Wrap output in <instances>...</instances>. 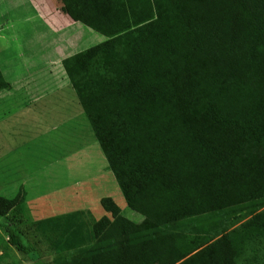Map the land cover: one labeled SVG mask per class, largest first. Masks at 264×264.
<instances>
[{
    "label": "trees",
    "instance_id": "1",
    "mask_svg": "<svg viewBox=\"0 0 264 264\" xmlns=\"http://www.w3.org/2000/svg\"><path fill=\"white\" fill-rule=\"evenodd\" d=\"M62 3L105 38L63 67L141 217L102 199L96 243L76 264H261L264 210L241 224L221 216L264 204V0ZM21 202L0 197V220L10 246L38 264L8 223Z\"/></svg>",
    "mask_w": 264,
    "mask_h": 264
},
{
    "label": "rangeland",
    "instance_id": "2",
    "mask_svg": "<svg viewBox=\"0 0 264 264\" xmlns=\"http://www.w3.org/2000/svg\"><path fill=\"white\" fill-rule=\"evenodd\" d=\"M26 3L22 2L21 7ZM26 15L33 16L29 7L20 11L16 8V0H0V63L6 68L2 70L7 80H11L13 65L23 72L25 69L21 65L26 59L41 53V43L35 40L38 32L61 41L62 36H71L75 30L61 31L53 25L49 28L34 27L36 30L31 28V24L20 26ZM6 23L9 25L7 29L4 27ZM87 31L92 38L80 48L89 49L105 41L103 36ZM39 78L29 77L27 83L33 86ZM48 78L51 89L61 84L58 76ZM13 102L12 99L10 103ZM48 103L49 106H56H53L52 113L49 111L47 124L42 126L41 131L33 132L32 139L19 141L28 143L26 148L9 146L15 137H8L0 155V197L9 200L18 195L22 197V202L7 215V219L22 233L26 243L35 249L37 254H32V257L36 259L38 256V264H76L90 254L96 243L93 225L106 215L101 206L102 199H112L122 216L131 221L140 222L141 217L127 208L74 92L65 89L62 97L52 96ZM57 120L65 125L62 131L66 132V136L86 137L87 146H75L71 138L66 140V146L57 144L58 134L50 133L49 129V125ZM43 131L48 134L43 135ZM262 210L264 204H257L228 211L221 217L228 220L240 218L241 224ZM2 223L0 220V264H36L10 246ZM163 233L156 232L154 237L158 238ZM258 262L264 264V253Z\"/></svg>",
    "mask_w": 264,
    "mask_h": 264
},
{
    "label": "crops",
    "instance_id": "3",
    "mask_svg": "<svg viewBox=\"0 0 264 264\" xmlns=\"http://www.w3.org/2000/svg\"><path fill=\"white\" fill-rule=\"evenodd\" d=\"M22 2L27 3L25 6L21 7ZM28 7L33 11V16L32 18L28 15L24 16V22L19 24L20 26L23 24H31V28L35 29L34 27L49 28V25H53L59 27L61 31L75 28V32L73 31V34L68 37L62 36L60 38L61 41H59V39L56 40L50 35H39L38 32L35 40L41 43V53L35 55L32 54L30 58L26 59V62L21 65V68L25 69L23 72H21L18 67L14 68L13 65L10 72L11 80L5 78L6 74L2 68L4 70L6 68L0 63L1 74L5 83L8 85L7 89L0 92V155H2V151L7 145L6 141L8 137H15L13 138V141L9 142L12 143L9 146L26 148L28 143H20L19 141L26 140L27 138L32 139L33 132L36 133L37 131H41L42 126L47 124L45 121L47 116H49V111L52 113L53 106H56H49L48 101L52 96H55L56 98H59V96L62 97L65 89L69 90V92H74L65 73L63 61L87 50L86 48L83 49L80 47H83L84 43L92 38L91 33L87 31L89 29L79 23L72 14L68 12L62 3V0H16V8L20 11H24ZM4 27L7 29L9 25L6 23ZM55 76L60 77L61 84L57 88L51 89L49 88L48 77ZM20 77L27 78L24 79ZM29 77L40 78L33 86H31L27 83ZM12 99L14 102L10 103ZM77 102L79 104L78 99ZM18 103H22V105L18 106ZM8 106L10 108H8ZM12 108L17 109L12 110ZM56 111L53 115L56 114ZM43 113H46L47 115L42 116ZM83 115L85 116L84 112ZM52 123L53 125H49V129L50 133L58 134L55 141L57 144L66 146V140H70L71 138L72 143L75 146H87L86 137L82 138V136H79L72 138L66 136V132L62 131L65 128L62 121L57 120ZM21 125L24 126L23 129L26 131H23ZM12 129H17L19 131L14 132ZM8 133L11 135L8 136ZM46 134H48L47 131H43V135ZM57 144L54 146H57Z\"/></svg>",
    "mask_w": 264,
    "mask_h": 264
}]
</instances>
